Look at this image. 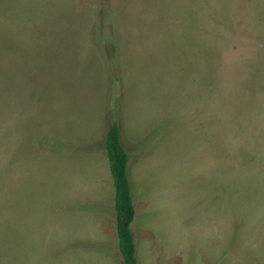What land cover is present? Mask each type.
Listing matches in <instances>:
<instances>
[{
  "label": "rangeland",
  "instance_id": "rangeland-1",
  "mask_svg": "<svg viewBox=\"0 0 264 264\" xmlns=\"http://www.w3.org/2000/svg\"><path fill=\"white\" fill-rule=\"evenodd\" d=\"M113 122L138 264H193L226 200L261 258L264 0H0V264H123Z\"/></svg>",
  "mask_w": 264,
  "mask_h": 264
},
{
  "label": "crops",
  "instance_id": "crops-1",
  "mask_svg": "<svg viewBox=\"0 0 264 264\" xmlns=\"http://www.w3.org/2000/svg\"><path fill=\"white\" fill-rule=\"evenodd\" d=\"M224 204H226V206H223L222 209L227 210L228 212L232 211V214L230 213L232 217L230 218L224 217L227 223L224 222L219 225L221 226L220 231H219L217 220L213 216H206L207 213H205L206 215L203 214V217H206V218L201 219L200 222H199V219L198 220L196 219L197 222L199 223L198 224L196 223L197 225H195L194 231H192L193 233L190 235V240H189L190 243H193V242L196 243L193 264H264V254H261L262 256L257 262L255 261L252 262L251 261L252 253H250V251L246 249V246H247L246 243L245 244L239 243L237 246H235V244L232 242L233 240L231 239V236H235L234 235V232H235L234 225L235 224H233V220H234V217H236V215H233V210L231 207L233 203H229V201L226 200V203ZM235 206H236V203L233 204L234 212H235ZM222 214L220 213V216L222 217L225 216V213H222ZM134 219H135V214H134V218H133L131 225L134 223ZM187 227L188 226H186V228L181 231L182 233H185V235L183 234V237L185 236L186 238L182 239V242H184V244H182V246L180 247V254L185 252L182 250L186 246L185 241H188L187 236L189 233V229ZM131 232H132V226H131ZM132 236H133V232H132ZM133 240H134V236H133ZM134 244H135V241H134ZM187 252H189V250L185 252L187 257L184 256V258H182L181 256V259H185V261L183 260L181 261V264H184V263L192 264V262L189 261L190 257L188 256L190 255V252L188 254ZM135 257L138 260V251L136 248V244H135ZM27 261L28 260L24 262H27Z\"/></svg>",
  "mask_w": 264,
  "mask_h": 264
},
{
  "label": "trees",
  "instance_id": "trees-1",
  "mask_svg": "<svg viewBox=\"0 0 264 264\" xmlns=\"http://www.w3.org/2000/svg\"><path fill=\"white\" fill-rule=\"evenodd\" d=\"M105 150L114 187L115 231L118 238V249L123 264H138L131 232L135 212L127 176L128 154L121 144L116 122H113L107 130Z\"/></svg>",
  "mask_w": 264,
  "mask_h": 264
}]
</instances>
